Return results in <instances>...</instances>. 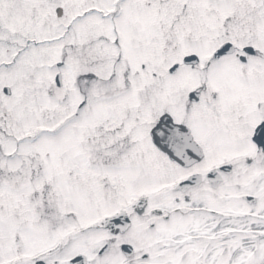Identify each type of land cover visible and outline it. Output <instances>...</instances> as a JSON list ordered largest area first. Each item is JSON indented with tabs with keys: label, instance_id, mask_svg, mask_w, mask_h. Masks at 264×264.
I'll return each instance as SVG.
<instances>
[{
	"label": "snow or ice",
	"instance_id": "6c2138e0",
	"mask_svg": "<svg viewBox=\"0 0 264 264\" xmlns=\"http://www.w3.org/2000/svg\"><path fill=\"white\" fill-rule=\"evenodd\" d=\"M0 264H264V0H0Z\"/></svg>",
	"mask_w": 264,
	"mask_h": 264
}]
</instances>
